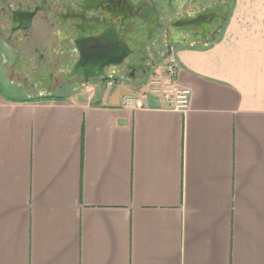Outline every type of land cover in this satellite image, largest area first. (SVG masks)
Masks as SVG:
<instances>
[{
	"label": "crops",
	"instance_id": "1",
	"mask_svg": "<svg viewBox=\"0 0 264 264\" xmlns=\"http://www.w3.org/2000/svg\"><path fill=\"white\" fill-rule=\"evenodd\" d=\"M172 54L185 111L138 84L35 100L1 81L0 264H264V0Z\"/></svg>",
	"mask_w": 264,
	"mask_h": 264
},
{
	"label": "flooded vegetation",
	"instance_id": "2",
	"mask_svg": "<svg viewBox=\"0 0 264 264\" xmlns=\"http://www.w3.org/2000/svg\"><path fill=\"white\" fill-rule=\"evenodd\" d=\"M234 0H0V70L28 99L138 84L178 47L212 43Z\"/></svg>",
	"mask_w": 264,
	"mask_h": 264
},
{
	"label": "built area",
	"instance_id": "3",
	"mask_svg": "<svg viewBox=\"0 0 264 264\" xmlns=\"http://www.w3.org/2000/svg\"><path fill=\"white\" fill-rule=\"evenodd\" d=\"M178 68L179 64L175 56L172 53L168 54L161 70L149 81L150 87L146 94L160 98L172 110L185 111L189 106L191 92L175 83ZM114 85L112 81H106L103 86L111 88ZM123 105L136 109L145 107L144 100L134 94L125 97Z\"/></svg>",
	"mask_w": 264,
	"mask_h": 264
},
{
	"label": "rangeland",
	"instance_id": "4",
	"mask_svg": "<svg viewBox=\"0 0 264 264\" xmlns=\"http://www.w3.org/2000/svg\"><path fill=\"white\" fill-rule=\"evenodd\" d=\"M166 60V56L161 57L160 59H158V61L156 62V67L153 68V70L150 72L149 76L142 81L141 83H138V89L141 90L142 94L148 93L149 91V81L153 79L154 76L157 75V73L161 70V67L164 65V62ZM1 81H6L3 77H2V73L0 70V83ZM7 83V82H6ZM140 93V91H139ZM5 94L9 95V96H15V97H21L22 94L19 91L16 90H12L9 89L7 91H5Z\"/></svg>",
	"mask_w": 264,
	"mask_h": 264
},
{
	"label": "trees",
	"instance_id": "5",
	"mask_svg": "<svg viewBox=\"0 0 264 264\" xmlns=\"http://www.w3.org/2000/svg\"><path fill=\"white\" fill-rule=\"evenodd\" d=\"M35 100H63V99H60V98H53V99H50V98H42V99H35Z\"/></svg>",
	"mask_w": 264,
	"mask_h": 264
}]
</instances>
